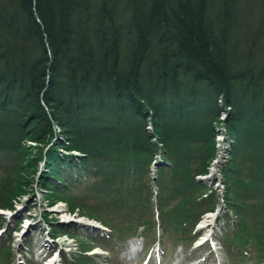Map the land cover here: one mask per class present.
<instances>
[{"label": "trees", "instance_id": "16d2710c", "mask_svg": "<svg viewBox=\"0 0 264 264\" xmlns=\"http://www.w3.org/2000/svg\"><path fill=\"white\" fill-rule=\"evenodd\" d=\"M126 4L132 17L123 22L109 0L97 12L89 0H0V209L12 210L25 174L42 161L44 186L48 176L60 177V166L92 174L94 207L86 209L66 189L63 198L114 236H133L139 226L152 231L149 122L170 163L162 172L173 183L168 209L162 190L157 197L160 227L185 242L216 203L214 194L202 198L207 189L195 177L214 157L211 121L220 98L231 107L229 132L236 136L223 172L226 203L248 239L256 228L252 215L264 208V0ZM51 122L73 143L66 150L83 157L59 155L64 147L51 141L33 154L26 143L47 144ZM7 158L10 171L1 167ZM119 206L130 217L148 213L130 218ZM118 216L127 218L115 224ZM10 255L1 248L0 264Z\"/></svg>", "mask_w": 264, "mask_h": 264}, {"label": "rangeland", "instance_id": "374dc122", "mask_svg": "<svg viewBox=\"0 0 264 264\" xmlns=\"http://www.w3.org/2000/svg\"><path fill=\"white\" fill-rule=\"evenodd\" d=\"M92 4L94 12H97V8L102 0H89ZM116 12H118V17L124 22L129 20L132 17V13L130 10L127 9L129 4H126V0H109ZM239 4V9L241 12L245 13L246 8H244L242 3ZM127 10V11H126ZM218 105H223L224 102L222 99H218ZM228 105L225 104V107L222 106V112L229 110ZM224 113V112H223ZM221 118V117H219ZM221 122L227 123L228 120L223 121L220 119ZM51 130L52 133L50 137L47 135L45 136L49 139L47 144L39 145L40 148H37L38 145L34 144V142H27V147L31 148L33 154L37 152V150H47L50 146V141L54 144V147H64L63 150L66 151L65 147L73 146V143H68L67 137L62 133L61 128L56 124L51 122ZM215 130V129H214ZM224 133L225 131L230 133L226 127H218L216 128L217 132ZM153 135V139L151 138V142L154 145L155 152L160 149V146L163 147V144L158 140H154V134L150 131ZM156 141L159 145L156 144ZM222 140H220L221 142ZM218 148L219 144L216 143ZM223 147V145H222ZM221 147V148H222ZM37 148V149H36ZM65 151L59 150V154H64ZM67 152V151H66ZM69 153V152H67ZM74 153V152H73ZM35 156V155H34ZM222 151L220 156L215 158L214 161L211 162L210 168L214 166V171L217 172L219 168H223V165L226 163L227 155ZM11 158H7L4 163L1 164L3 170L10 171L11 166L8 167L7 164ZM42 161L34 162L36 164L35 169L33 172L27 171L23 178L22 184L24 187L23 192H21L17 198V200L11 199V204L13 206L12 210H1L0 209V231H3L0 235V248L2 246L12 247L10 249L12 258H10L11 264H22L21 256H27L25 253V249L22 246V243L25 241L30 242L31 240V248L29 247L30 255L29 261L30 264H41V260H43V255L47 253L57 252L58 258H56V262L54 264H61L58 260L61 261V256H65L66 263L69 264L71 261L73 264H76V256L82 257L78 255V252L82 247L89 249L95 248V250H91L89 255V262L90 264H140V261L143 260L144 255L148 252L149 249L152 250V254L149 258L148 264H157L158 255L162 259L161 263L163 264H185V262L189 264H228L230 261V257L236 251L243 249H250L253 253L258 251V254L262 255L264 253V208L263 213L259 210L257 213H254L251 217V222L254 227V231L252 232L251 236L248 239H243L241 234L237 236V238L233 239L230 234H236V225L234 229H232L234 225V220L232 217L231 211H228L227 208H222L217 215L216 220H213L209 226L205 228H198L196 229L195 233H189L186 235L185 242H182L181 239L176 240L171 233H165L164 230L159 229V234L157 235L156 229H152V231L145 232L142 226L138 227L137 234L139 235L138 238L135 235L134 237H128L125 232L123 234H119L116 238L108 237V233L105 232V228L99 225L94 219H87L85 217H81L82 215L86 216L83 213V210L78 209L76 206L70 207L68 200L66 198H60L54 193H46L47 189L44 188L43 185V176L45 174L46 168L44 169L42 166ZM209 168V169H210ZM30 168H26L28 170ZM159 181L155 184L159 191H164L162 194L163 203L166 205L170 204L172 199H170L169 192L173 188V183L169 182V177L166 178L162 169L159 171ZM224 170H222L223 175ZM153 178L156 177V174L153 173ZM163 177L160 179V176ZM219 177V188L216 186V180L214 177ZM18 176V175H17ZM7 175H3L2 178L6 179ZM64 177V176H62ZM217 177V178H218ZM13 179V178H12ZM8 181V180H7ZM166 183H165V182ZM20 182V181H19ZM9 183V182H8ZM206 187L214 188L220 191V186H223V182L220 183V175L219 172L216 174H212V178L210 180L202 182ZM1 179H0V189H1ZM55 181L51 182V187L54 186ZM58 184L60 182L58 181ZM69 187L72 189V193L79 197V199L84 200L83 206L86 209L92 208L95 204V198L93 196L92 199L94 202L88 201L85 197L88 194V189L86 183L82 184H75V183H68ZM89 185V182H88ZM151 187L155 185L153 182L150 183ZM4 186V185H3ZM2 186V187H3ZM155 187L154 190L157 189ZM58 190H61L58 188ZM137 190H134L136 192ZM83 195V196H82ZM50 197L55 198L54 200L50 199ZM154 199V198H153ZM13 201V202H12ZM52 203V204H51ZM220 208L222 207L219 202ZM152 207V206H151ZM139 208V207H137ZM150 208V204H149ZM119 213L124 210L123 206L117 207ZM239 209V208H237ZM139 210V209H138ZM244 213H246L249 209L242 208L241 209ZM102 208L99 206L96 209V212L100 213ZM7 213L3 215L2 213ZM138 213V214H137ZM148 212L139 213L137 211L131 214V217H136L137 214L140 218L146 215ZM203 218V217H202ZM45 219L50 222V233L52 232L56 236L67 234L69 238H61L58 239V243L56 244L54 239H49L50 236L47 234L48 226L45 222ZM126 219V216H124ZM89 220V221H88ZM148 218L146 221H149ZM120 219H118L119 223ZM200 221V219H199ZM202 221V220H201ZM201 221L198 225L201 226ZM131 223L134 224V221L131 220ZM55 225V227H53ZM82 224V225H81ZM60 227H57V226ZM94 226V227H92ZM73 228L71 232L70 228ZM197 236V241L192 245V239L194 236ZM83 237V240L80 237ZM211 236L215 243V247L212 249L207 244L202 242L204 237ZM132 238V239H131ZM161 240L160 245H156L155 240ZM179 237L177 236V239ZM131 239V240H128ZM64 242V244H60ZM136 250L130 254L128 252L129 244L132 245ZM93 246V248H91ZM159 246L160 250L155 253V247ZM43 247V251L41 250H32V248H40ZM163 247V252L161 248ZM104 250H108L110 255L108 258L104 255ZM209 251V252H208ZM40 252L42 253L40 255ZM97 252V253H96ZM101 252L102 254H100ZM127 254H124L126 253ZM29 253V252H28ZM97 255H92V254ZM99 254V255H98ZM72 255H76L73 256ZM90 255H92L90 257ZM197 259V261H196ZM86 260H88L86 258ZM195 260V261H194ZM26 261V258H25ZM244 263V261H242Z\"/></svg>", "mask_w": 264, "mask_h": 264}, {"label": "bare ground", "instance_id": "6f19581e", "mask_svg": "<svg viewBox=\"0 0 264 264\" xmlns=\"http://www.w3.org/2000/svg\"><path fill=\"white\" fill-rule=\"evenodd\" d=\"M215 215H207L203 218L201 222V228H205L210 225V223L214 220Z\"/></svg>", "mask_w": 264, "mask_h": 264}]
</instances>
